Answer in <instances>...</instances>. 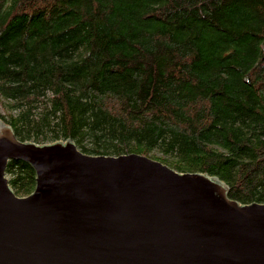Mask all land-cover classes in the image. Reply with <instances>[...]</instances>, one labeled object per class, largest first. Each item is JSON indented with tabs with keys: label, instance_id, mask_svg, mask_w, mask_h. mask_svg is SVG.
I'll return each instance as SVG.
<instances>
[{
	"label": "trees",
	"instance_id": "trees-1",
	"mask_svg": "<svg viewBox=\"0 0 264 264\" xmlns=\"http://www.w3.org/2000/svg\"><path fill=\"white\" fill-rule=\"evenodd\" d=\"M0 119L22 141L148 155L264 202V0H0ZM6 174L34 191L30 163Z\"/></svg>",
	"mask_w": 264,
	"mask_h": 264
},
{
	"label": "water",
	"instance_id": "water-1",
	"mask_svg": "<svg viewBox=\"0 0 264 264\" xmlns=\"http://www.w3.org/2000/svg\"><path fill=\"white\" fill-rule=\"evenodd\" d=\"M12 159L36 171L27 196ZM0 264H264V202L148 155L22 141L0 119Z\"/></svg>",
	"mask_w": 264,
	"mask_h": 264
}]
</instances>
